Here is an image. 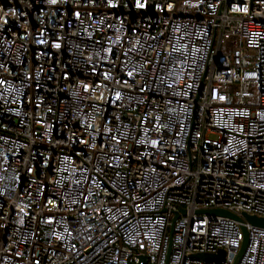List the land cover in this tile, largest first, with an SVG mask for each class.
<instances>
[{
	"label": "built area",
	"instance_id": "2783aa9c",
	"mask_svg": "<svg viewBox=\"0 0 264 264\" xmlns=\"http://www.w3.org/2000/svg\"><path fill=\"white\" fill-rule=\"evenodd\" d=\"M211 209L264 218V0H0V264H264Z\"/></svg>",
	"mask_w": 264,
	"mask_h": 264
},
{
	"label": "water",
	"instance_id": "95a60500",
	"mask_svg": "<svg viewBox=\"0 0 264 264\" xmlns=\"http://www.w3.org/2000/svg\"><path fill=\"white\" fill-rule=\"evenodd\" d=\"M201 214H205L208 216H214V217H223L227 218L233 221H236L240 224V228L242 231V243L240 250L238 252V259L241 258L249 245V235L245 223L257 227V228H264V218H259L255 216H249L247 214H241L240 216H237L229 211L222 210V209H211V210H205V211H199ZM175 219L172 220V224L174 223ZM172 231V227H171ZM195 259L201 260L206 263H210L213 260L216 261H222L224 257V253L222 251H219L216 255H210V254H196L193 256ZM141 263H145V258L141 257L139 258Z\"/></svg>",
	"mask_w": 264,
	"mask_h": 264
}]
</instances>
